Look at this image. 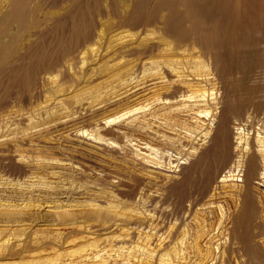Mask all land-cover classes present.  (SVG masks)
Instances as JSON below:
<instances>
[{"label":"rangeland","instance_id":"1","mask_svg":"<svg viewBox=\"0 0 264 264\" xmlns=\"http://www.w3.org/2000/svg\"><path fill=\"white\" fill-rule=\"evenodd\" d=\"M67 1L0 0V218L37 220L0 222V237L6 234L15 244L29 240L19 253L0 255V264H250L248 244L260 251L264 262V152L260 147L261 167L252 183L259 211L248 227L234 220L241 209L238 191L244 184L249 141L264 136L256 131L260 123L244 128L235 120L241 152L222 173L216 172L218 160L211 162L216 175L212 188L204 193L185 185L181 190L189 191L185 200L177 192L182 166L198 152L200 134L195 129L201 128L202 133L213 129L214 115L207 110L214 108V113L219 101L222 106L226 102L213 59L204 57L199 47L193 53L199 56L196 69L201 68L202 75L189 77L195 81L213 77L202 82L205 100L196 102L204 111L174 115L178 123L172 127L166 120L150 119L153 112L167 111L177 103L154 87L164 83L161 77H148L140 98L129 94L140 78L134 67L136 54H130L133 49L154 45L150 55L139 54V66L146 73L164 72L160 50L174 43L160 22L128 28L113 13L100 16L98 36L84 53L68 61L74 63L65 61L62 69L36 74L30 86L15 82L9 69L27 52L28 43L37 39L36 29L50 28L69 9ZM242 4L251 9L249 19L256 22L261 0ZM200 5L208 19L216 15L225 23L230 18L231 11L218 0H203ZM34 17L41 21L35 24ZM250 21L259 32V20ZM248 44L238 60L233 58L234 65L244 58V79L250 73V53L260 49L259 45L251 50ZM175 52L166 57L180 60L188 51L181 47ZM154 60L159 65L152 64ZM177 77L176 71L169 75ZM192 103L184 99L179 104ZM204 175L198 176L201 182L206 180ZM62 210L67 220L51 224L48 219ZM97 226L107 229L93 232Z\"/></svg>","mask_w":264,"mask_h":264},{"label":"bare ground","instance_id":"2","mask_svg":"<svg viewBox=\"0 0 264 264\" xmlns=\"http://www.w3.org/2000/svg\"><path fill=\"white\" fill-rule=\"evenodd\" d=\"M202 1L203 0H155L152 2V0H106L107 5L105 6L102 0L97 2L93 0H68L67 2L69 3L67 7L69 9L64 12L61 17L54 20L53 26L51 25L50 28L45 29H36L37 31L34 30L36 31L35 34L37 39L35 38V41L28 43L27 52L21 56L17 64L12 65L11 68L9 67V71L12 73L13 77L16 78V81H14L17 84L22 83L25 86H30V83L35 81L34 76L36 74L38 75L41 72H46L54 68L62 69V66L65 65L66 62L73 61L80 53H84L83 49L88 47L98 36V28L102 25L99 21L100 16L108 15L109 13L115 14V19H118V23L122 27L124 25L128 26V28H136L144 23L150 25H155L156 22L163 23V31L171 37L174 43L173 47L167 44L164 50H160V55L163 56V60L160 59V64H162L161 67L165 65V68H163L164 72L156 70L146 73L143 72L139 66L142 61L139 54L148 53V55H150L154 49H156L154 45H147L142 51L139 50L135 52V49H133L130 54H136L134 67L140 78L137 79L134 90L131 91L129 88L131 91L129 94L133 92V96L140 98L143 96L141 89L143 87L142 84L148 80V77H150L151 80V78H156L158 76L161 77V81H164V83L158 85L154 82L156 83L153 84L155 85L154 87H159L158 89L163 90V97L176 98L175 102H177V105L170 106L171 108L167 109V111H159L158 113L157 111L156 113L153 112V115L151 114L152 116L150 117L153 122L160 123L162 121L161 119H163L164 121L166 120L169 126H174L178 123V118L174 115L190 116L193 113L200 115L204 110L200 109L198 106L201 104H197L196 102L205 100V92L203 93V91H200L202 82L207 83L211 81L213 77L210 78V80L200 79L196 81L193 77H189L194 76V74L202 75L201 68L196 69L199 67L198 64L200 65V60H197L199 56H194L193 51L197 46L200 48L201 54L204 55V57H212L213 67H215L217 71L216 78L223 89L222 91L224 92L223 95L226 98V102L225 105L222 106L221 101H219V107L215 106L216 112L214 113V108L212 110H207L212 112L211 115H214L215 127L213 129L211 128L203 133L201 128L199 129L198 127V129H195L198 134H200L199 140L197 141L199 145L198 152L194 160L190 161L188 165L184 164L182 166L181 169L183 172L181 181L180 185L177 187V192L181 194L182 197L184 196V200L185 198L187 199L185 194H189L188 190L181 192L185 185H187L188 188H190V186H195L197 191L201 190L205 193L210 189L209 187L213 185L212 183L215 181L216 176L213 173L211 162L217 159L219 164L216 172L222 173L224 169L230 165L234 157L241 152V149H239L240 141L235 138V120L238 121L237 124H243L244 128H246V125L253 126L255 123H260V128H257L258 130L256 131L264 133V2L261 0V7H259L256 22L255 18H252L254 19V24H256L258 20L260 22V31L255 32L254 28L251 27L253 23L252 25L250 24V20L252 19H249V14L252 13L251 9H245L244 6L247 5L242 4L244 0H218V2L223 5L224 9L231 11H229L231 13L230 18L228 21H225V23L217 17L215 18L216 15L213 19H208V16L202 13L200 5ZM60 4L61 1L58 2V5ZM115 7H117V10H115ZM216 7L219 6L216 5ZM148 8H151L149 13L147 11ZM159 9L161 11L155 13ZM34 20L35 24L41 21L38 17H34ZM7 25L9 26V24ZM28 31L30 32V30ZM246 44L249 45V49L251 50L259 45L260 49L259 51L254 50L250 53L252 61V63L249 64V67L251 66L249 68L250 73H248V77L246 75L244 79L246 73L243 62L244 58H241L242 61L240 60V62H237V64L235 63V65L233 64V58L236 57L237 60L239 59L237 56H240L241 51H245ZM30 46L31 49H29ZM181 47L183 51H188L186 54L181 53L183 54L182 59L179 60L166 57L173 53L177 54L175 51H179ZM195 61L196 63L194 64ZM71 63L74 62H68V64ZM192 63L194 67L191 69L190 65ZM152 64L159 65L155 60ZM172 71H176L179 79L169 78ZM237 71L240 76H236ZM165 77L168 79L166 82L165 79H163ZM155 88L154 91L156 90ZM236 94H238V96H236ZM184 99L195 101V103L190 105L179 104L180 101ZM181 124L182 126H186L185 122ZM171 127L169 128L173 130ZM251 140L253 141L250 143ZM251 140L249 141V149H251V151L246 156L243 164L244 184L238 191L241 196V209L234 218L236 223L242 224V226L245 224L247 227L254 218H256L259 211V205L254 193L255 188L252 183L254 179L258 178L259 169L261 167L260 154L257 152L259 149L257 148L260 147V150L264 152V136L259 138L252 137ZM204 174L206 175V180H204L205 182L202 181V184L198 176ZM200 183L201 185H199ZM178 189L180 190L178 191ZM66 216L67 212L62 210L56 213V217L49 218L48 221L51 224H55L56 221L62 224L67 220ZM25 221H30V223L37 222L36 219H31L30 217L22 218L9 215L4 219L0 218L1 224H11V222L25 223ZM106 229L107 228L103 226H97L94 227L92 231L99 233L106 231ZM171 232L170 234H172ZM0 233L3 234V231ZM2 234L0 237V255H15V253L20 252L24 243L29 241L23 238L20 239L22 241L15 244L10 242V237L6 239V234L3 236ZM57 234L61 236L63 231H58ZM171 241L173 242V240ZM28 244L26 246H29ZM36 245H40V242L37 241ZM173 245H175V242ZM246 252L252 260L251 263H264L260 251H258L255 246L248 244Z\"/></svg>","mask_w":264,"mask_h":264}]
</instances>
